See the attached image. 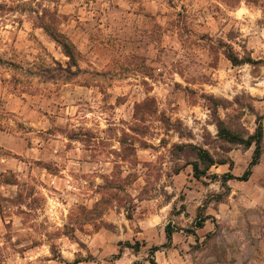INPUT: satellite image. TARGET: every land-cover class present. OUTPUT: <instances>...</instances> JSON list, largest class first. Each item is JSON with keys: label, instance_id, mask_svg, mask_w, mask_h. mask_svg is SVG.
Returning <instances> with one entry per match:
<instances>
[{"label": "rangeland", "instance_id": "obj_1", "mask_svg": "<svg viewBox=\"0 0 264 264\" xmlns=\"http://www.w3.org/2000/svg\"><path fill=\"white\" fill-rule=\"evenodd\" d=\"M21 99L0 264H264V149L226 184L254 147L221 132L264 115V0H0L1 129Z\"/></svg>", "mask_w": 264, "mask_h": 264}, {"label": "trees", "instance_id": "obj_2", "mask_svg": "<svg viewBox=\"0 0 264 264\" xmlns=\"http://www.w3.org/2000/svg\"><path fill=\"white\" fill-rule=\"evenodd\" d=\"M66 53L71 59H74L73 53L68 52V51H66ZM227 56L236 65L242 64V63L248 62V61H250V62L253 61V59H251V58L248 60L241 59L239 56L233 55L230 52H227ZM221 132H222L223 136L225 137V139L229 142L243 144L248 148L254 147L252 160L249 164V167L244 172V174L237 177L233 173L228 172V173H225L223 175V178H224L223 181L227 184V182L233 178H239L240 180H248L253 173V167L256 166L260 162L262 154H263V149H264V115H261L258 117L257 127H256L255 132L253 134L249 135L247 138L242 137L238 134L232 133L229 130H227L226 128H221ZM199 158L203 162L206 163V170H209L213 165L218 163L210 155V153L205 151V150L199 151ZM221 163H226V161H222ZM193 167H194L195 172L197 173V176H199L200 172H203L200 170V166H199L198 162H195L193 164ZM205 222H206V218H204V219L202 218L197 222V226L202 228V227H204ZM166 230H167V238L169 240H171L172 235L176 229H174L171 225H168ZM159 249H160V247L155 245L152 247L151 252L155 253Z\"/></svg>", "mask_w": 264, "mask_h": 264}, {"label": "crops", "instance_id": "obj_3", "mask_svg": "<svg viewBox=\"0 0 264 264\" xmlns=\"http://www.w3.org/2000/svg\"><path fill=\"white\" fill-rule=\"evenodd\" d=\"M20 102L21 105L23 104L21 107H23V110H25V116L18 118L19 120H22L26 127H24L23 130H18V128H15L16 130H12L10 132L0 128V149L7 151V153L10 154L9 156H11L13 159H18L23 165L25 164L24 168L29 170V149L33 148L29 147V100L21 99ZM9 162H11V160H9ZM14 164L16 163L5 164V170L9 168L13 169L15 172H17V170L20 172V169L14 167ZM22 168L23 167H21V170ZM6 184L14 185L15 183L6 182Z\"/></svg>", "mask_w": 264, "mask_h": 264}]
</instances>
